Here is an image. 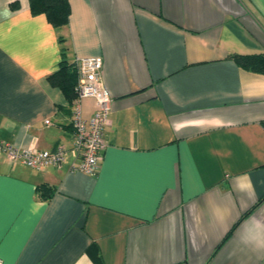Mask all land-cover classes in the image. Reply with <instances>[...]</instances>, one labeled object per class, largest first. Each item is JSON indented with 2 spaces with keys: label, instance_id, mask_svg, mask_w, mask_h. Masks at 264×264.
Masks as SVG:
<instances>
[{
  "label": "crops",
  "instance_id": "1",
  "mask_svg": "<svg viewBox=\"0 0 264 264\" xmlns=\"http://www.w3.org/2000/svg\"><path fill=\"white\" fill-rule=\"evenodd\" d=\"M68 2L55 28L0 0V138L64 148L42 168L0 152L2 264H264V73L230 56L264 54V0ZM94 56L111 101L88 175L72 123L95 100L72 114L49 76Z\"/></svg>",
  "mask_w": 264,
  "mask_h": 264
},
{
  "label": "built area",
  "instance_id": "2",
  "mask_svg": "<svg viewBox=\"0 0 264 264\" xmlns=\"http://www.w3.org/2000/svg\"><path fill=\"white\" fill-rule=\"evenodd\" d=\"M74 61L78 73L75 85L78 101L75 105L84 97L94 98L96 104L94 113L88 119H85L75 106L73 146L79 159L76 169L88 175H96L106 146L104 127L108 124L111 96L102 82V58L100 56L77 57ZM0 152H4L9 159L18 160L32 168H42L49 165L58 166L64 160V148L62 146H57L53 150L35 148L19 150L1 138ZM0 264H2L1 258Z\"/></svg>",
  "mask_w": 264,
  "mask_h": 264
},
{
  "label": "trees",
  "instance_id": "3",
  "mask_svg": "<svg viewBox=\"0 0 264 264\" xmlns=\"http://www.w3.org/2000/svg\"><path fill=\"white\" fill-rule=\"evenodd\" d=\"M28 1L31 13L44 14L53 27L60 28L67 25L70 14L68 0ZM230 56L233 57L236 63L242 68L256 73H264V54H231ZM77 76L78 73L75 61H68L64 57L59 63V69L49 76L50 83L54 86H58L63 91V94L72 109V114L74 105L78 101L77 92L75 90ZM39 190L45 199L49 198L52 194L51 189L47 185H42ZM248 212L249 211L244 213L241 218ZM230 231L226 236L230 234Z\"/></svg>",
  "mask_w": 264,
  "mask_h": 264
}]
</instances>
